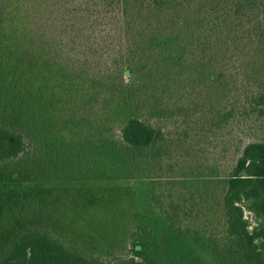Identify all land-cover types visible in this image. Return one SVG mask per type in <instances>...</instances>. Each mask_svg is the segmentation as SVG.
<instances>
[{
    "label": "trees",
    "instance_id": "obj_1",
    "mask_svg": "<svg viewBox=\"0 0 264 264\" xmlns=\"http://www.w3.org/2000/svg\"><path fill=\"white\" fill-rule=\"evenodd\" d=\"M10 1L0 3V59H32L59 84L23 88L19 65L0 60V163L32 150L64 158L55 182L70 186L137 172L142 163L162 169L169 139L154 97L190 59L214 94L231 95L217 123L236 116L243 123L237 154L218 178L220 228L184 222L195 190L175 198L159 190L149 209L134 211L125 254L102 256L26 224L1 245L0 264H264V138L243 136L244 123L264 119V0H87L61 16L44 0ZM191 182L211 193L209 180Z\"/></svg>",
    "mask_w": 264,
    "mask_h": 264
},
{
    "label": "rangeland",
    "instance_id": "obj_2",
    "mask_svg": "<svg viewBox=\"0 0 264 264\" xmlns=\"http://www.w3.org/2000/svg\"><path fill=\"white\" fill-rule=\"evenodd\" d=\"M3 1L6 0H0V3ZM86 1L39 0V3L47 6L51 14L59 12L61 16L63 8L73 10L84 6ZM7 2L13 5L10 0ZM0 8L6 7L0 5ZM69 15L71 12L62 14L65 17ZM83 23L78 21L75 24L82 26ZM15 28V25H9L10 41ZM4 55L1 59L5 68L19 65L23 88L47 81L52 86L59 84L56 75L44 72L39 62L27 57ZM192 61L190 59L188 62ZM188 62L179 65L182 72L177 75L171 89H166V83L165 87L157 89L154 97L155 101L163 104L160 119L156 120L169 139V150L164 158L166 163L162 164V169L158 168V164L142 163L137 172L127 171L114 179L102 178L99 183L93 181L87 185L70 186L55 182L59 178L56 167L66 161L64 158L41 157L32 150L17 159L1 162L0 247L16 230L26 224H34L102 256L125 254L134 224V211L149 209L152 192L159 190L169 195L167 198L188 194V189L195 190L194 203L190 199L186 201L190 212L184 222L197 228H205L208 223L220 228L221 185L218 178L223 177L237 154L243 122L236 116L225 124L217 123L216 111L224 110L226 104L233 102L231 95L224 99L220 94H214L213 89L208 88L209 79L200 78L192 63ZM102 92L101 96L114 102L109 94ZM60 95L68 97V93L60 92ZM53 111L60 116L59 109ZM244 124L248 128L247 133L243 134L245 138H264V119L254 118ZM118 125L119 120L115 128ZM64 134L67 138L71 136L68 129ZM72 162L70 160L68 165ZM193 178L209 180L208 191L211 193L203 185H194L191 182ZM177 179L179 183H175ZM157 180L167 182L157 188L152 183ZM246 214L253 224L252 217L248 212Z\"/></svg>",
    "mask_w": 264,
    "mask_h": 264
}]
</instances>
